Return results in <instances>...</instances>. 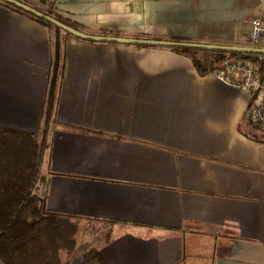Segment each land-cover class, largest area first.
Returning <instances> with one entry per match:
<instances>
[{"label": "crops", "instance_id": "0c3cea01", "mask_svg": "<svg viewBox=\"0 0 264 264\" xmlns=\"http://www.w3.org/2000/svg\"><path fill=\"white\" fill-rule=\"evenodd\" d=\"M53 9L90 34L242 45L264 0ZM248 105L181 51L81 39L0 1V126L45 132L35 192L78 224L63 264H264V141Z\"/></svg>", "mask_w": 264, "mask_h": 264}, {"label": "trees", "instance_id": "16d2710c", "mask_svg": "<svg viewBox=\"0 0 264 264\" xmlns=\"http://www.w3.org/2000/svg\"><path fill=\"white\" fill-rule=\"evenodd\" d=\"M0 1L56 31L71 34L13 3ZM46 1L40 0L42 3ZM53 2L54 0H49L46 8L29 5L72 28L85 32L79 24L55 12ZM136 45L169 47L181 51L191 57L201 73L211 71L226 57L248 58L256 55L205 49L208 53L206 57L208 61H205V57L203 59L197 54L200 48ZM50 108L51 106L47 107L48 111H45L43 128L47 115L51 112ZM45 146L44 130L34 134L0 126V259L5 264H62L59 251L62 249L71 252L76 244V221L70 216L46 210L42 205L41 196L35 192L36 184L41 180L40 166ZM85 258L100 259L95 250H89Z\"/></svg>", "mask_w": 264, "mask_h": 264}, {"label": "built area", "instance_id": "2783aa9c", "mask_svg": "<svg viewBox=\"0 0 264 264\" xmlns=\"http://www.w3.org/2000/svg\"><path fill=\"white\" fill-rule=\"evenodd\" d=\"M245 39L250 46L264 48V14L249 19ZM220 81L244 90L249 97L247 118L264 141V54L226 57L209 71Z\"/></svg>", "mask_w": 264, "mask_h": 264}, {"label": "water", "instance_id": "95a60500", "mask_svg": "<svg viewBox=\"0 0 264 264\" xmlns=\"http://www.w3.org/2000/svg\"><path fill=\"white\" fill-rule=\"evenodd\" d=\"M14 5L27 10L39 17H42L51 23L59 26L63 30L71 33L80 38L99 40V41H111V42H120L128 44H142V45H161V46H185V47H194L200 49H210V50H226V51H239L255 54H264V48L254 47V46H243V45H229V44H215V43H204V42H191V41H177V40H166V39H157V38H141V37H126L118 35H104V34H90L75 28H72L69 25H66L59 20L53 18L52 16L45 14L31 5L21 1V0H6Z\"/></svg>", "mask_w": 264, "mask_h": 264}, {"label": "rangeland", "instance_id": "374dc122", "mask_svg": "<svg viewBox=\"0 0 264 264\" xmlns=\"http://www.w3.org/2000/svg\"><path fill=\"white\" fill-rule=\"evenodd\" d=\"M21 1H25L27 2L28 4H31L33 5V3H31L29 0H21ZM34 6V5H33ZM243 46H250L248 41L247 40H244V43L242 44ZM77 223V222H76ZM78 232V224H77V231L76 233ZM75 241H76V234H75ZM67 253H70V252H66L65 250H60L59 251V256H60V260H61V263L63 264V259L66 257Z\"/></svg>", "mask_w": 264, "mask_h": 264}]
</instances>
